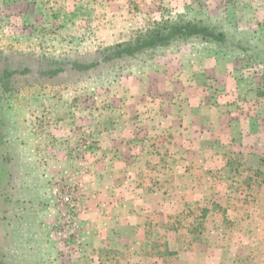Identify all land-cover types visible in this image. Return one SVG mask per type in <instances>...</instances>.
Returning a JSON list of instances; mask_svg holds the SVG:
<instances>
[{
  "label": "rangeland",
  "instance_id": "rangeland-1",
  "mask_svg": "<svg viewBox=\"0 0 264 264\" xmlns=\"http://www.w3.org/2000/svg\"><path fill=\"white\" fill-rule=\"evenodd\" d=\"M179 16L264 58V0H0V264H264V61L106 60Z\"/></svg>",
  "mask_w": 264,
  "mask_h": 264
},
{
  "label": "trees",
  "instance_id": "trees-1",
  "mask_svg": "<svg viewBox=\"0 0 264 264\" xmlns=\"http://www.w3.org/2000/svg\"><path fill=\"white\" fill-rule=\"evenodd\" d=\"M193 41H202L230 51H240L246 56H252L256 61H264L255 48L244 46L241 40L231 37L221 26L204 19L188 20L184 16L154 23L152 27L139 32L131 42L111 48L106 60L131 61L138 57L156 54L160 49H170L174 45L179 47L190 45Z\"/></svg>",
  "mask_w": 264,
  "mask_h": 264
},
{
  "label": "crops",
  "instance_id": "crops-1",
  "mask_svg": "<svg viewBox=\"0 0 264 264\" xmlns=\"http://www.w3.org/2000/svg\"><path fill=\"white\" fill-rule=\"evenodd\" d=\"M112 168H113V167H112ZM124 210H125V209H123V212L126 213ZM124 213H123V214H124ZM137 216H138V219L140 220V219H141V216H140V215H137ZM122 221H123V220H122Z\"/></svg>",
  "mask_w": 264,
  "mask_h": 264
}]
</instances>
